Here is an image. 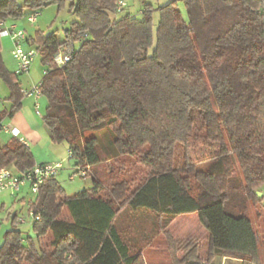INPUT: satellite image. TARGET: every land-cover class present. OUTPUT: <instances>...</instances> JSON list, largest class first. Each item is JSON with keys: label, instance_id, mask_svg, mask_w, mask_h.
<instances>
[{"label": "trees", "instance_id": "1", "mask_svg": "<svg viewBox=\"0 0 264 264\" xmlns=\"http://www.w3.org/2000/svg\"><path fill=\"white\" fill-rule=\"evenodd\" d=\"M116 1L0 0V23L49 4L75 16L61 40L38 30L33 42L46 65L49 138L65 143L91 180L69 196L55 176L45 180L29 205L40 214L30 226L35 238L23 237L13 213L0 264H146L143 248L159 234L170 264H209L214 256L264 264L248 207L264 214L256 195L264 183V0H170L158 7L156 25L149 5L137 19L117 15ZM64 39L76 47L58 67L53 55ZM18 75L0 42L11 102L0 121L21 106ZM138 109L144 115L133 117ZM189 137L219 143V153L198 167ZM36 164L17 139L0 145V168L21 173ZM188 213L208 231L203 253L196 236L178 239L167 229Z\"/></svg>", "mask_w": 264, "mask_h": 264}, {"label": "rangeland", "instance_id": "2", "mask_svg": "<svg viewBox=\"0 0 264 264\" xmlns=\"http://www.w3.org/2000/svg\"><path fill=\"white\" fill-rule=\"evenodd\" d=\"M17 1L19 4L22 3V0ZM124 1L126 3V7L123 13H130L137 19L142 18L144 5H149L151 8L152 21L156 25L159 20L158 7L167 4L170 0ZM177 6L186 19V10L183 2H177ZM24 12L25 14L22 18L14 20L10 19L8 20V23L13 22L17 24L18 27L24 29L27 33H34L38 30L44 32V34L55 33L56 38L59 40L63 38L64 29L69 27V25L76 19L75 16L71 15L67 11V5L61 8H58V6L55 4L42 6L37 10L38 16L34 24H30L26 20V15L29 13V10L26 9ZM117 15H119V13ZM0 42L2 43L1 49L5 59V64L8 69L14 71L16 69V63L12 55V41L9 36L4 35L0 36ZM43 70L44 67L41 63V58L38 55L34 59L30 69L27 72L18 75L22 85H24L23 88H29L33 84L37 83L43 76ZM1 84L3 85V82L0 79V86ZM39 104L41 115L38 117L41 119L47 106V99L45 96L41 98ZM143 115L144 112L140 109L134 111L132 114L133 117H142ZM3 124L8 125L7 122H4ZM43 130L42 142H40L36 147L31 146L30 150L32 151L33 156L40 159L57 156V162L61 163V168L57 171L55 179L57 180L64 194L68 196L73 195L79 190L90 186V177H82L79 173H76V167L73 165V161L69 158L66 144L51 142L47 129L44 128ZM10 138L11 135L9 133L3 131L0 132V144L6 143ZM218 153L219 143L201 137L188 138V157L190 161L194 164H197L198 167H204L205 163L213 159ZM235 166L239 178L242 179L241 173L238 170L236 163ZM259 192L261 193V195H257L260 198L259 204L264 210V183L259 187ZM22 194H25L24 200L20 198ZM32 197H34V195L30 192L27 184L21 185L18 192L13 193L9 190L0 191V243L3 241L4 232L12 226L11 216L13 213H16L17 216L23 218L25 221L24 223H16L18 229L21 230L23 237L26 238L28 235H30L32 238H35L34 233L30 228L32 219L28 215V199ZM248 207L249 216L253 222V226L260 235L259 255L261 259H264V214L262 213L261 217L258 218L255 213L256 207L252 202H248ZM168 230L174 237H177L178 239L185 238L190 235L196 236L200 241L199 251L201 253H203L207 248L208 231L201 223L196 213L178 215L169 225ZM147 247H151V250L146 251V254H144L146 257L151 258V260H154L158 264L170 263L167 245L163 235H158L154 241H150L145 246V248ZM149 263L151 264L152 262Z\"/></svg>", "mask_w": 264, "mask_h": 264}, {"label": "built area", "instance_id": "3", "mask_svg": "<svg viewBox=\"0 0 264 264\" xmlns=\"http://www.w3.org/2000/svg\"><path fill=\"white\" fill-rule=\"evenodd\" d=\"M125 7L126 3L124 0H117L115 3V12L122 13ZM37 16V11L32 12L26 15V20L28 23L34 24L37 20ZM4 35L9 36L12 41V55L16 61V73L21 74L27 72L34 59L39 55V50L35 46L29 44L27 32L24 29L17 27L14 23H8L7 21L0 23V36ZM63 36H66V31H64ZM74 47H76V44L73 45L66 39L59 43L58 48L53 55V62L56 66L61 67L72 58ZM45 72L46 65H44L43 74ZM40 86L41 79L29 88H22V96L34 97L35 99H38L42 96ZM35 113L38 116L41 115L37 101L35 102ZM2 131L10 133L19 142L28 146V142L20 135L17 128L10 125H4L0 121V132ZM60 168V162L43 163L39 165L36 164L21 173H17L8 167H2L0 168V191L9 190L14 193L20 190L21 185H29L30 192L34 195V197L28 199V215L32 220H38L40 218V214L29 209V205L34 202L39 187L44 183V181L55 176ZM86 172L87 170L85 168H76V173H79L82 177L86 175ZM17 222L24 223L25 221L23 218L17 216Z\"/></svg>", "mask_w": 264, "mask_h": 264}, {"label": "crops", "instance_id": "4", "mask_svg": "<svg viewBox=\"0 0 264 264\" xmlns=\"http://www.w3.org/2000/svg\"><path fill=\"white\" fill-rule=\"evenodd\" d=\"M7 22H8V20H7ZM10 23H13V22H10ZM15 25L18 27L17 24H15ZM34 34H35V32L34 33H27L28 38H29V44H31V45H34V42H33ZM1 45H2V43H1ZM2 57H3L4 63H5L3 52H2ZM15 63H16V61H15ZM43 67H44V65H43ZM10 71L16 72V69L14 71L13 70H10ZM18 80H19L21 87L23 88L24 85H22L21 80L19 78H18ZM0 95H1L0 96V113H1L4 110H9L11 107V102L8 100L9 88L7 87V85L4 82H3V85L1 84V86H0ZM42 97H44V95L40 96L38 99H35L34 97H22L20 108L11 117L5 116L1 120L2 123L7 122L8 125L17 128L20 132V135L22 137H24L25 140L28 142L29 147H31V146L36 147L40 142H42V132L44 131L43 129L44 128L47 129L44 122H43V119L42 118L40 119L38 117V115L35 113V102L37 101L39 104V101L41 100ZM39 111H40V104H39ZM11 138H14V137L11 135ZM0 145H3V144H0ZM67 152H68V149H67ZM34 159H35V162L37 164L38 163L57 162V156H53L52 158H42V159L34 156ZM90 186H88V187H90ZM88 187H86V188H88ZM28 188H29V185H28ZM86 188H84V189H86ZM24 196H25V194L24 195L22 194L20 198L22 200H24L25 199ZM62 213L65 216L67 214L64 209L62 210ZM168 228H169V226H167V229ZM161 236H162V234H161ZM157 237H158V235H156L151 241H154V239ZM148 250H151V247L150 248H148V247L143 248V257L145 259L146 264H150L149 262H152L151 264H158L154 260H151V258L146 257L144 255V254H146V251H148ZM227 263L238 264V261L235 259H230V258L224 257V256L223 257L222 256H214L209 264H227ZM168 264H170V263H168Z\"/></svg>", "mask_w": 264, "mask_h": 264}, {"label": "water", "instance_id": "5", "mask_svg": "<svg viewBox=\"0 0 264 264\" xmlns=\"http://www.w3.org/2000/svg\"><path fill=\"white\" fill-rule=\"evenodd\" d=\"M256 195H261V193L259 191H256Z\"/></svg>", "mask_w": 264, "mask_h": 264}]
</instances>
